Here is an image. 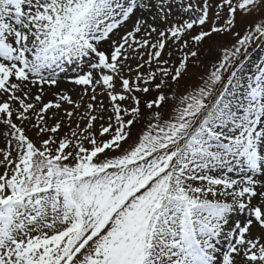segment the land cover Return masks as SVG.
I'll return each instance as SVG.
<instances>
[{
    "label": "snow or ice",
    "instance_id": "snow-or-ice-1",
    "mask_svg": "<svg viewBox=\"0 0 264 264\" xmlns=\"http://www.w3.org/2000/svg\"><path fill=\"white\" fill-rule=\"evenodd\" d=\"M258 49L264 0H0V264H264Z\"/></svg>",
    "mask_w": 264,
    "mask_h": 264
},
{
    "label": "rangeland",
    "instance_id": "rangeland-1",
    "mask_svg": "<svg viewBox=\"0 0 264 264\" xmlns=\"http://www.w3.org/2000/svg\"><path fill=\"white\" fill-rule=\"evenodd\" d=\"M236 30H243V22L238 21ZM196 31H199V29H196ZM232 43H234L233 38L227 34L224 36H214L211 40H207L203 45H201V59L203 60L204 65L207 66L211 62H214L216 59H218V57L220 56V50L225 46L230 47ZM261 56H264V52L260 51L259 49L255 53H253V59H259ZM173 59H175V56L173 57ZM204 71L205 68L203 67L191 66L189 69V74L180 82V90H183L186 87L195 86L199 82V76L203 74ZM64 83L66 87H70V85H67L66 79ZM173 87L176 86L173 85ZM148 98L150 99L151 96H149ZM142 126V124L136 125L134 129L133 140L136 138V134L140 131ZM66 130L67 129H62L61 134H63V131ZM33 138H35L34 134ZM131 142L132 141H129V143ZM0 171H2V169H0Z\"/></svg>",
    "mask_w": 264,
    "mask_h": 264
},
{
    "label": "bare ground",
    "instance_id": "bare-ground-1",
    "mask_svg": "<svg viewBox=\"0 0 264 264\" xmlns=\"http://www.w3.org/2000/svg\"><path fill=\"white\" fill-rule=\"evenodd\" d=\"M61 86H62V87H66V86H65V83H62V85H61Z\"/></svg>",
    "mask_w": 264,
    "mask_h": 264
}]
</instances>
